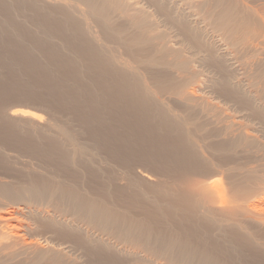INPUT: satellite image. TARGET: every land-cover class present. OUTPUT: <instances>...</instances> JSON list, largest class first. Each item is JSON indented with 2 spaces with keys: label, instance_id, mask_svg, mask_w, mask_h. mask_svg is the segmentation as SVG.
Segmentation results:
<instances>
[{
  "label": "bare ground",
  "instance_id": "obj_1",
  "mask_svg": "<svg viewBox=\"0 0 264 264\" xmlns=\"http://www.w3.org/2000/svg\"><path fill=\"white\" fill-rule=\"evenodd\" d=\"M0 264H264V0H0Z\"/></svg>",
  "mask_w": 264,
  "mask_h": 264
}]
</instances>
